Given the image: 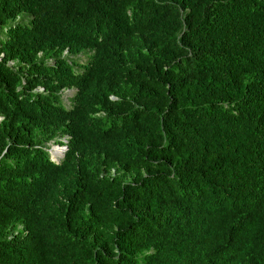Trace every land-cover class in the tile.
<instances>
[{
	"label": "trees",
	"instance_id": "trees-1",
	"mask_svg": "<svg viewBox=\"0 0 264 264\" xmlns=\"http://www.w3.org/2000/svg\"><path fill=\"white\" fill-rule=\"evenodd\" d=\"M0 117V264H264V0H0Z\"/></svg>",
	"mask_w": 264,
	"mask_h": 264
},
{
	"label": "clouds",
	"instance_id": "clouds-1",
	"mask_svg": "<svg viewBox=\"0 0 264 264\" xmlns=\"http://www.w3.org/2000/svg\"><path fill=\"white\" fill-rule=\"evenodd\" d=\"M66 90H68V89H66ZM62 105L64 106L63 103H62ZM0 119H1V117H0ZM62 137H63V140H61ZM66 139H67V136L63 135L59 138V140L61 141L62 144L61 143H55L54 141H50L49 143H47L46 151L48 153L49 159H51L54 162H58L63 157V153L66 150ZM51 144L55 148L59 149V153H53L54 147L50 146ZM50 154H51V156H50ZM111 172H112V170H111Z\"/></svg>",
	"mask_w": 264,
	"mask_h": 264
},
{
	"label": "rangeland",
	"instance_id": "rangeland-1",
	"mask_svg": "<svg viewBox=\"0 0 264 264\" xmlns=\"http://www.w3.org/2000/svg\"><path fill=\"white\" fill-rule=\"evenodd\" d=\"M73 91H74L73 89H68V90H64L61 92V100H62V103L64 104L65 107H69L70 98L73 94ZM61 140H63V137L61 138ZM50 146H52V144ZM52 147H54V146H52ZM50 156H51V154H50Z\"/></svg>",
	"mask_w": 264,
	"mask_h": 264
},
{
	"label": "bare ground",
	"instance_id": "bare-ground-1",
	"mask_svg": "<svg viewBox=\"0 0 264 264\" xmlns=\"http://www.w3.org/2000/svg\"><path fill=\"white\" fill-rule=\"evenodd\" d=\"M53 153H59V149L53 148Z\"/></svg>",
	"mask_w": 264,
	"mask_h": 264
}]
</instances>
